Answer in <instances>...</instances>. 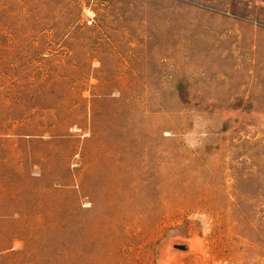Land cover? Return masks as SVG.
Wrapping results in <instances>:
<instances>
[{
	"label": "rangeland",
	"instance_id": "1",
	"mask_svg": "<svg viewBox=\"0 0 264 264\" xmlns=\"http://www.w3.org/2000/svg\"><path fill=\"white\" fill-rule=\"evenodd\" d=\"M0 264H264V0H0Z\"/></svg>",
	"mask_w": 264,
	"mask_h": 264
},
{
	"label": "water",
	"instance_id": "2",
	"mask_svg": "<svg viewBox=\"0 0 264 264\" xmlns=\"http://www.w3.org/2000/svg\"><path fill=\"white\" fill-rule=\"evenodd\" d=\"M175 246L183 247V244H175Z\"/></svg>",
	"mask_w": 264,
	"mask_h": 264
}]
</instances>
